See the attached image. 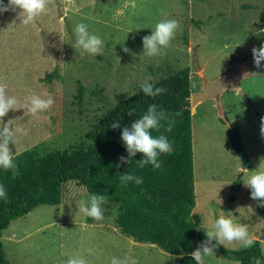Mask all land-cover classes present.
<instances>
[{
	"label": "rangeland",
	"instance_id": "374dc122",
	"mask_svg": "<svg viewBox=\"0 0 264 264\" xmlns=\"http://www.w3.org/2000/svg\"><path fill=\"white\" fill-rule=\"evenodd\" d=\"M19 11L0 13V83L21 102L36 94L51 96L54 104L36 116L17 109L3 118L4 123L20 118L16 126L27 131L15 133L13 154L35 151L43 156L52 149L89 145L94 125L109 109L142 84L153 85L189 68L191 97L203 93L207 84L218 86L220 96L197 104L192 112L199 231L211 230L223 212L247 227L264 254V224L244 185L249 173L241 172L229 139L230 129L237 128L252 163L247 170H255L264 159V67H255L251 50L264 43V0H49L47 12L28 25L21 23ZM165 19L179 22L170 45L158 55H145L142 38ZM80 23L104 42L100 54L76 46L74 29ZM51 74L59 77L49 80ZM239 177L243 186L232 202L231 185ZM89 196L84 186L70 181L63 186L61 204L40 206L14 221L2 235L6 259L61 264L82 256L87 264H110L112 257L130 255L138 264H180L179 256L123 235L115 223L118 208L108 201L101 205L102 220L80 213L79 201ZM200 244L194 239L193 250ZM220 245L244 248L239 241ZM230 262L216 252L204 257V264Z\"/></svg>",
	"mask_w": 264,
	"mask_h": 264
},
{
	"label": "trees",
	"instance_id": "16d2710c",
	"mask_svg": "<svg viewBox=\"0 0 264 264\" xmlns=\"http://www.w3.org/2000/svg\"><path fill=\"white\" fill-rule=\"evenodd\" d=\"M55 76L59 77L51 74L48 79ZM153 86L163 87L166 91L151 97L140 89L116 104L94 125L89 145L80 143L65 150L52 149L43 156L35 151L14 153L15 168L7 171L0 168V184L7 191V199L0 198V264H13L6 259L3 232L14 221L40 206L61 204L63 186L70 181L84 186L90 195L105 196L110 204L117 206L116 224L122 234L134 242L157 246L169 255L179 256L180 264H196L190 255L194 251L193 241L197 238L203 242L207 237L200 233L202 219L194 212L196 195L190 70L187 68L170 74ZM81 95L82 89L80 98ZM151 104H156L158 110L166 111L170 117L176 112L182 113L174 117L172 130L165 133L172 144V153L158 156L161 163L158 169L151 164L139 167L136 162L143 158L141 153L132 157L131 165L121 163L119 158L128 156L121 140L123 128H130L131 123L145 114ZM248 105L251 107L250 103ZM129 110H134L132 116L128 115ZM117 120L120 127L111 128L110 125ZM151 132L153 136L159 134L154 129ZM229 139L241 168L251 169L250 157L237 128L230 129ZM117 164L120 167H116ZM124 173L142 177L143 183H122L118 174ZM242 186L241 177L231 185L232 202ZM247 194L251 196V190ZM256 201L257 215L264 224V206ZM212 243L216 244L213 251L226 260L254 264L255 257L264 264L260 241L254 240L251 247L237 250L227 249L216 240Z\"/></svg>",
	"mask_w": 264,
	"mask_h": 264
},
{
	"label": "clouds",
	"instance_id": "9594fccd",
	"mask_svg": "<svg viewBox=\"0 0 264 264\" xmlns=\"http://www.w3.org/2000/svg\"><path fill=\"white\" fill-rule=\"evenodd\" d=\"M48 4L49 0H8L7 5L0 2V13L19 9L18 18L23 25H28L33 23L37 17L47 12ZM178 26L179 22L175 19H165L158 22L151 35L142 38L143 53L147 56L158 55L161 48H166L170 45V41L173 39ZM74 33L77 47L93 55L101 53L104 42L98 35L90 34L87 25L84 23L77 24ZM122 50L125 53L130 52L127 47H123ZM251 51L255 67L257 69L264 67L261 63L264 61V43H261L259 47L254 46ZM247 75L248 73H244V77ZM141 88L145 95L151 97L158 96L166 91L163 87L154 88L151 83H144L141 85ZM53 104L54 100L51 96L43 98L36 94L26 97L21 102L17 97L9 96L7 94V86L0 83V168L5 171L15 168L14 155L10 148V142H12L16 132L27 134L24 128L16 126V121L20 118L15 120L10 119L7 123L3 122V118L10 110L17 109H25V114L36 116L38 113L48 110ZM18 105L20 106L18 107ZM133 112L134 110H129L128 115L132 116ZM180 115H182L181 112H176L173 117H170L166 111L162 109L158 110L156 104L149 105L147 112L139 119L134 120L130 128L127 126L123 128L121 140L126 146L128 156L127 158L121 156L119 158L120 162L131 165L133 163L132 157L137 153H141L143 158L136 162L139 167L151 164L154 169L160 168L161 163L158 160V156L163 153L171 154L173 151L172 144L165 133L172 130V126L175 123L174 117ZM110 127L113 129L119 128L120 121H114ZM153 129L159 133L157 136L152 135L151 130ZM260 131L261 135L264 136V116L261 117ZM262 161L255 170L249 171L244 169L241 172L249 173L244 185L250 188L251 198L260 201L261 206H264V162ZM116 167H120V164H117ZM118 175L120 181L125 184L128 182H135L136 184L143 183L142 177L135 174L124 173ZM0 198L7 199V191L3 184H0ZM106 202L105 196L93 193L87 200L82 199L79 201L78 209L86 217H91L99 221L103 219L101 205ZM205 234L207 239L201 242L190 253L191 258L196 261V264H204V257L214 254L213 250L216 244L212 243L213 240H216L218 244L222 245L226 241L229 243L239 241L245 248L251 247L254 243L247 227L234 222L231 216H226L223 212L213 221L211 230H207ZM87 252L90 255L94 254V250L91 248L87 249ZM253 260L254 264H261L260 259L253 257ZM61 264H87V262L82 256H73L67 258L66 261H61ZM110 264H138V262L129 255L123 259L112 257ZM230 264H241V262L235 260L230 262Z\"/></svg>",
	"mask_w": 264,
	"mask_h": 264
},
{
	"label": "water",
	"instance_id": "95a60500",
	"mask_svg": "<svg viewBox=\"0 0 264 264\" xmlns=\"http://www.w3.org/2000/svg\"><path fill=\"white\" fill-rule=\"evenodd\" d=\"M214 84H207L205 87V91L201 94H195L191 97V105H190V110L192 111L193 107L199 103H202L210 98H215L219 99V88L218 86L214 87ZM241 92V91H240Z\"/></svg>",
	"mask_w": 264,
	"mask_h": 264
},
{
	"label": "crops",
	"instance_id": "0c3cea01",
	"mask_svg": "<svg viewBox=\"0 0 264 264\" xmlns=\"http://www.w3.org/2000/svg\"><path fill=\"white\" fill-rule=\"evenodd\" d=\"M15 154H17L16 152H15ZM62 202V201H61ZM44 206H49V205H44ZM57 206V205H56ZM115 223H116V218H115ZM119 229V228H118ZM120 230V229H119ZM121 232V231H120ZM122 233V232H121ZM124 235V234H123ZM129 238V237H128ZM131 239V238H130ZM19 240V239H18ZM20 240H22V239H20ZM133 240V239H132ZM134 241V240H133ZM130 243H132V245H135V243H133V242H130ZM130 247V246H129Z\"/></svg>",
	"mask_w": 264,
	"mask_h": 264
},
{
	"label": "bare ground",
	"instance_id": "6f19581e",
	"mask_svg": "<svg viewBox=\"0 0 264 264\" xmlns=\"http://www.w3.org/2000/svg\"><path fill=\"white\" fill-rule=\"evenodd\" d=\"M198 106H199V105H195V106L193 107V109H192V112H195V110H197Z\"/></svg>",
	"mask_w": 264,
	"mask_h": 264
}]
</instances>
